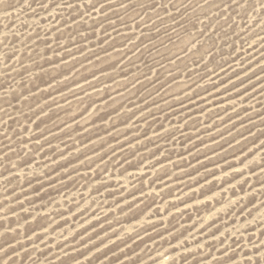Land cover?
Segmentation results:
<instances>
[{"label": "rangeland", "instance_id": "rangeland-1", "mask_svg": "<svg viewBox=\"0 0 264 264\" xmlns=\"http://www.w3.org/2000/svg\"><path fill=\"white\" fill-rule=\"evenodd\" d=\"M0 264H264V0H0Z\"/></svg>", "mask_w": 264, "mask_h": 264}]
</instances>
